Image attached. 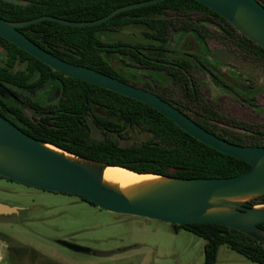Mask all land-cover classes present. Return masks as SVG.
Masks as SVG:
<instances>
[{
  "label": "trees",
  "instance_id": "obj_1",
  "mask_svg": "<svg viewBox=\"0 0 264 264\" xmlns=\"http://www.w3.org/2000/svg\"><path fill=\"white\" fill-rule=\"evenodd\" d=\"M139 1L142 0H0V17L21 21L48 14L69 20H94L105 16L114 8ZM167 10L201 14V21L216 23L223 33L230 35L231 44L245 57L264 63V47L244 36L222 16L197 0H163L119 12L108 21L93 26H70L53 20H41L19 29L58 57L112 76L119 75L104 59L105 51L127 54L142 66L165 71L181 87L183 100L175 99L165 89L155 90L162 98L175 104L199 125L222 138L241 145H264V125L228 119L202 101L197 81L190 74V69L196 63L204 69L206 67L191 54L166 48L171 27V22L164 17ZM131 24L146 26L147 30H144L143 34L157 44L108 43L97 36L99 30ZM183 26L182 29H191L202 39L210 34L204 26ZM0 46L6 50L5 65H0V85L28 89L50 79L56 80L64 96L62 105L80 106L85 104L86 99L92 106L104 107V114L93 118V123L104 132L122 135L128 127L134 126L151 134L147 140L132 145H121L109 137L90 138L85 141L84 134L77 132V117H61V121L65 123L63 132L40 127L23 114L13 98L5 93L0 95L1 113L4 116L11 115L15 123L19 121L31 126L30 129L23 130L35 138L86 159L136 172L170 177H228L241 174L251 167L248 162L224 154L197 140L172 120L141 101L54 70L1 36ZM154 49L161 54H153ZM29 103L36 104L32 101ZM214 120L227 121L247 134L230 135L225 131H217ZM67 138L73 141L62 142ZM246 204H264V194L248 200ZM258 225L264 229V222ZM179 226L204 240V264L215 263L218 248L222 244L251 261L264 264V244L242 231L217 223H188ZM44 263L50 264L46 259Z\"/></svg>",
  "mask_w": 264,
  "mask_h": 264
},
{
  "label": "rangeland",
  "instance_id": "obj_2",
  "mask_svg": "<svg viewBox=\"0 0 264 264\" xmlns=\"http://www.w3.org/2000/svg\"><path fill=\"white\" fill-rule=\"evenodd\" d=\"M201 14L167 10L171 22L166 48L195 53L207 67L232 78L228 88L199 66L191 75L198 82L202 101L226 118L264 125V64L244 58L231 44V36L216 23L201 21ZM184 24L205 26L212 35L198 39ZM142 24L125 25L98 32L104 41L125 44H155L145 38ZM190 39V40H188ZM186 48V47H185ZM153 54H160L153 50ZM126 79L137 85L169 91L182 99L181 87L165 71L143 67L127 54L103 53ZM5 51L0 48V64ZM58 83L51 90L57 91ZM26 112L28 110L25 109ZM95 114V113H94ZM96 114H99L97 112ZM217 131L244 135L246 131L227 121H213ZM150 133L128 127L124 134H112L91 124L90 138H112L121 145L147 140ZM0 202L20 207L18 214L0 215V264H204V240L178 224L143 216L115 213L92 205L76 195L54 192L0 178ZM60 240L88 247L76 252ZM213 264H259L241 253L220 245Z\"/></svg>",
  "mask_w": 264,
  "mask_h": 264
},
{
  "label": "water",
  "instance_id": "obj_3",
  "mask_svg": "<svg viewBox=\"0 0 264 264\" xmlns=\"http://www.w3.org/2000/svg\"><path fill=\"white\" fill-rule=\"evenodd\" d=\"M163 0H142L112 9L105 16L94 20H69L43 14L35 18L11 21L0 17V36L19 46L54 70L82 79L103 88L141 101L170 120L178 127L230 156L248 162L247 171L228 177H170L155 173L136 172L117 165H108L78 156L51 143L35 138L0 113V175L25 185L43 190L76 195L93 202L107 211L143 216L173 224L217 223L242 231L264 244V204L249 206L246 202L264 194V145H241L222 138L196 123L159 95L134 86L93 68L70 63L37 45L19 27L41 20H53L63 25L93 26L108 21L115 14ZM222 16L237 30L256 44L264 47V5L258 0H197ZM5 87L0 86V93ZM46 144L53 145L82 161L67 158ZM117 166L137 174H152L168 178L165 182H148L153 189L139 198L106 186L102 170ZM242 202H229L224 198L249 196ZM229 205V210L209 212L210 209ZM20 207L0 202V214L17 213ZM76 252H89L79 244L60 240Z\"/></svg>",
  "mask_w": 264,
  "mask_h": 264
},
{
  "label": "flooded vegetation",
  "instance_id": "obj_4",
  "mask_svg": "<svg viewBox=\"0 0 264 264\" xmlns=\"http://www.w3.org/2000/svg\"><path fill=\"white\" fill-rule=\"evenodd\" d=\"M262 5H264V0H258ZM201 16V15H200ZM59 17V16H58ZM208 21V20H207ZM213 23V22H212ZM132 25V24H131ZM190 25V24H189ZM125 26V25H124ZM192 26V25H191ZM203 26V25H201ZM201 26H193L196 28H201ZM122 27V26H121ZM184 27V26H183ZM205 27V26H204ZM234 27V26H233ZM20 28V27H19ZM119 28V27H118ZM206 28V27H205ZM235 28V27H234ZM116 29V28H115ZM208 29V28H207ZM20 30V29H19ZM183 30H188V29H183ZM191 31V29H189ZM209 30V29H208ZM21 31V30H20ZM100 31V30H99ZM98 31V32H99ZM239 31V30H238ZM22 32V31H21ZM98 32H97V36H98ZM240 32V31H239ZM24 33V32H23ZM192 33L198 38L203 40L202 38L198 37L194 31H192ZM209 35H212V33L209 31ZM241 33V32H240ZM25 34V33H24ZM170 34H171V27H170V32H169V39L170 40ZM243 34V33H242ZM26 35V34H25ZM207 35V36H209ZM244 35V34H243ZM27 36V35H26ZM143 36L145 38H147L144 34ZM206 36V37H207ZM245 36V35H244ZM28 37V36H27ZM99 37V36H98ZM205 37V38H206ZM248 38V37H247ZM31 39V38H30ZM99 39H101L99 37ZM151 39V38H148ZM32 40V39H31ZM102 40V39H101ZM153 40V39H152ZM190 40V39H188ZM33 41V40H32ZM104 41V40H103ZM154 41V40H153ZM108 43H112L109 41H105ZM113 42H120V41H113ZM156 45L157 42L154 41ZM123 43V42H121ZM168 43V42H167ZM166 43V45H167ZM37 44V43H36ZM128 44H133V43H128ZM143 44H145V42H143ZM38 45V44H37ZM165 45V46H166ZM188 45L187 42H183V49L181 50H175V51H180V52H185L188 54H191V56L193 55L194 57H196L198 59V61H200L202 64L203 62L201 61V59L195 54V53H190L188 52ZM258 45V44H257ZM40 46V45H39ZM191 46V44L189 45ZM234 46V45H233ZM260 46V45H259ZM41 47V46H40ZM186 47V48H185ZM0 48H2L5 51V60H6V50L0 46ZM43 48V47H42ZM237 48V47H236ZM45 49V48H44ZM238 49V48H237ZM46 50V49H45ZM157 51V49H154ZM169 50V49H168ZM48 51V50H47ZM153 51V50H152ZM239 51V50H238ZM50 52V51H49ZM160 52V51H159ZM52 53V52H51ZM104 53V52H103ZM105 53H119V52H106ZM239 53L247 59H250L248 57H245L240 51ZM53 54V53H52ZM122 54V53H119ZM161 54V52H160ZM55 55V54H54ZM155 55H159V54H155ZM57 56V55H56ZM104 57V56H103ZM105 59V58H104ZM106 60V59H105ZM252 60V59H250ZM107 61V60H106ZM253 61V60H252ZM69 62V61H68ZM108 62V61H107ZM257 62V61H255ZM72 63V62H70ZM110 65H112V63L108 62ZM137 63V62H135ZM262 63V62H261ZM75 64V63H74ZM138 65H140L139 63H137ZM264 64V63H263ZM0 65H5V61L3 64ZM81 65V64H80ZM206 69H204L203 67H200V65H198V63L194 64L193 66H199L200 68L204 69L205 71H207L210 76L214 77L215 79L218 80L219 84L222 87L228 88L229 85L232 82V78H230L229 76L226 75H222L219 73V71L217 69H215L214 67H207L205 64H203ZM85 66V65H84ZM113 66V65H112ZM142 66V65H141ZM192 66V67H193ZM88 67V66H87ZM114 67V66H113ZM146 67V66H143ZM91 68V67H90ZM115 68V67H114ZM150 68V67H148ZM94 69V68H93ZM153 69V68H151ZM192 69V68H191ZM190 69V70H191ZM96 70V69H95ZM116 72L118 73V77L113 76L115 78H118L122 81H125L129 84H132L134 86L137 87H141L144 88L146 90H149L151 92H154L155 94H157V92L155 90L157 89H153V88H149L147 86H141V85H137L134 82L129 81L128 79L124 78L115 68ZM155 70V69H154ZM99 71V70H98ZM158 71V70H157ZM102 72V71H101ZM104 73V72H103ZM106 74V73H105ZM191 74V73H190ZM109 75V74H108ZM112 76V75H110ZM195 79V78H194ZM196 80V79H195ZM54 83H58V81L56 80H47L46 82L42 83V84H38L36 86L30 87L28 89H19L15 86L12 85H0L2 87H5L6 89H8L12 94H9L8 92L2 90L0 95L8 94L11 98H13L15 100V102L19 105V107L21 108V110L23 111V114L25 116L28 117V119L33 123V124H39L40 127H44L47 129H54L55 131H62L64 130L65 127V123H63L61 121V117L63 116H73V117H77L78 122L76 124V126H78L77 132H79L80 134H84L85 137V141H88L90 139V130H91V124L95 125L93 123V118L95 116H100L101 114H104V107L102 106H92L91 103L89 104V100L85 99V104L84 105H80V106H68V105H62L61 104V100L64 98L63 96V92L60 89H58L57 91L54 92V90H51V88L54 86ZM177 83V82H176ZM93 84V83H92ZM198 84V82H197ZM199 89V88H198ZM109 90V89H108ZM112 91V90H111ZM115 92V91H114ZM200 92V91H199ZM17 93V94H15ZM123 95V94H122ZM158 95V94H157ZM160 96V95H159ZM161 97V96H160ZM162 98V97H161ZM164 99V98H163ZM165 100V99H164ZM36 102L35 105H31L29 102ZM167 101V100H166ZM170 102V101H168ZM171 103V102H170ZM173 104V103H171ZM174 106H176L175 104H173ZM177 107V106H176ZM178 108V107H177ZM28 110V112L25 111ZM73 109V110H72ZM179 109V108H178ZM182 111V110H181ZM63 112V113H61ZM97 112H99V114H96ZM183 112V111H182ZM218 112V111H217ZM1 113V111H0ZM95 113V114H94ZM185 113V112H184ZM2 114V113H1ZM186 114V113H185ZM3 115V114H2ZM7 119H9L11 122H13L15 125H17L19 128H21L22 130L25 129H30L31 126L27 125V124H22L19 121H16L17 123L14 122V119H12L11 115L5 116ZM190 117V116H189ZM12 119V120H11ZM197 123V122H196ZM38 125V126H39ZM44 125V126H43ZM67 125H70V123H67ZM96 126V125H95ZM98 127V126H96ZM99 128V127H98ZM25 131V130H23ZM26 132V131H25ZM27 133V132H26ZM123 133V132H121ZM213 133V132H212ZM114 134V133H112ZM215 134V133H214ZM30 135V134H29ZM217 135V134H216ZM32 136V135H31ZM73 140H71L70 138L67 139H63L62 142L64 143H68L71 142ZM234 143V142H233ZM3 176L0 175V178H2ZM5 178V177H4ZM10 180V179H9ZM79 197V196H78ZM80 198V197H79ZM81 199V198H80ZM21 209H19V211L17 213H11V214H18L20 212ZM0 215H10V214H0Z\"/></svg>",
  "mask_w": 264,
  "mask_h": 264
},
{
  "label": "bare ground",
  "instance_id": "obj_5",
  "mask_svg": "<svg viewBox=\"0 0 264 264\" xmlns=\"http://www.w3.org/2000/svg\"><path fill=\"white\" fill-rule=\"evenodd\" d=\"M46 146L59 153H62L69 159L82 161L73 154L64 152L63 150L53 145L46 144ZM102 180L106 186H109L113 189H117L134 199L147 194L153 189L152 187L153 185H149L148 182H165L168 181V178L152 175V174H137L121 167L107 166L102 170ZM250 197L251 195L228 197V198H224V200L229 202H242L250 199ZM257 207H264V205H260ZM229 209H230L229 205L224 204L220 207L210 209L209 212H218Z\"/></svg>",
  "mask_w": 264,
  "mask_h": 264
}]
</instances>
